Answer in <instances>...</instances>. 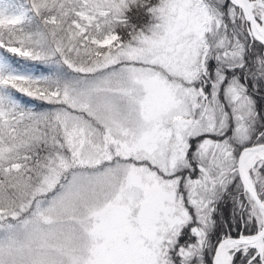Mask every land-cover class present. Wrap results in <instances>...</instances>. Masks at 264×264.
Here are the masks:
<instances>
[{"label": "snow or ice", "instance_id": "1", "mask_svg": "<svg viewBox=\"0 0 264 264\" xmlns=\"http://www.w3.org/2000/svg\"><path fill=\"white\" fill-rule=\"evenodd\" d=\"M0 264H264V0H0Z\"/></svg>", "mask_w": 264, "mask_h": 264}, {"label": "trees", "instance_id": "2", "mask_svg": "<svg viewBox=\"0 0 264 264\" xmlns=\"http://www.w3.org/2000/svg\"><path fill=\"white\" fill-rule=\"evenodd\" d=\"M17 59H19V58H17ZM19 62H20V63H24V64H31V63H33V62H30V61H24V60H22V59H20ZM17 95L19 96L20 94H17ZM24 99L27 100V99H29V98L24 97Z\"/></svg>", "mask_w": 264, "mask_h": 264}]
</instances>
